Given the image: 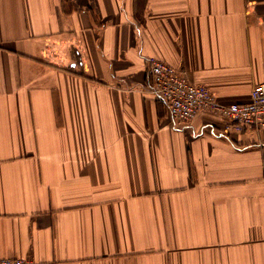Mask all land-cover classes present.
<instances>
[{"label":"crops","instance_id":"0c3cea01","mask_svg":"<svg viewBox=\"0 0 264 264\" xmlns=\"http://www.w3.org/2000/svg\"><path fill=\"white\" fill-rule=\"evenodd\" d=\"M146 57L247 103L264 0H0V258L264 264V129L174 122Z\"/></svg>","mask_w":264,"mask_h":264},{"label":"built area","instance_id":"2783aa9c","mask_svg":"<svg viewBox=\"0 0 264 264\" xmlns=\"http://www.w3.org/2000/svg\"><path fill=\"white\" fill-rule=\"evenodd\" d=\"M145 64L151 79V93L163 101L170 118L187 124L197 114L208 112L226 119L224 131L264 129V81L253 86L244 104H223L204 86L190 83L177 69L154 57ZM0 264H41L28 258H0Z\"/></svg>","mask_w":264,"mask_h":264}]
</instances>
